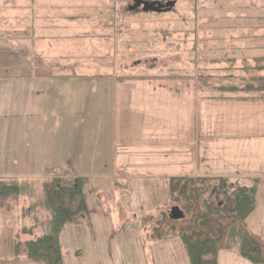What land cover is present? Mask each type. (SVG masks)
<instances>
[{"label":"crops","instance_id":"obj_1","mask_svg":"<svg viewBox=\"0 0 264 264\" xmlns=\"http://www.w3.org/2000/svg\"><path fill=\"white\" fill-rule=\"evenodd\" d=\"M31 10L23 20L32 24ZM27 31L33 37V25ZM29 54L0 52V185L17 188L13 197L0 193L7 259L43 264L25 244L50 229L44 185L53 179L85 182L87 212L58 237L62 264H191L179 236L152 237L148 225L169 199L171 178L256 183L245 222L264 242L263 97L196 100L193 91L179 109L155 84L39 75ZM7 199L15 200L9 213ZM217 264L253 263L235 244Z\"/></svg>","mask_w":264,"mask_h":264},{"label":"rangeland","instance_id":"obj_2","mask_svg":"<svg viewBox=\"0 0 264 264\" xmlns=\"http://www.w3.org/2000/svg\"><path fill=\"white\" fill-rule=\"evenodd\" d=\"M143 2L153 9L145 10ZM170 2L174 5L168 8ZM25 4L26 0H0V52L30 53L39 75L155 84L171 91L179 109L193 91L196 100L264 98V93L245 90L252 78L264 77V0H34L32 8ZM29 9L34 14L32 24L23 20ZM16 17L22 18L21 23L15 22ZM31 25L34 34L28 37ZM162 96L161 103H168ZM217 184L213 182V190L198 202L228 213V195ZM12 201L5 200L4 206ZM192 205L183 196L171 200L169 189L168 201L148 222L150 230L165 228L163 216H169L173 207L190 218ZM4 211L9 213V207ZM0 220L4 221L1 216ZM235 244L236 229L227 240L228 246ZM11 250L0 246V255L6 258L0 264H35L7 259Z\"/></svg>","mask_w":264,"mask_h":264},{"label":"trees","instance_id":"obj_3","mask_svg":"<svg viewBox=\"0 0 264 264\" xmlns=\"http://www.w3.org/2000/svg\"><path fill=\"white\" fill-rule=\"evenodd\" d=\"M251 81L245 88L246 92L264 93V77L252 78ZM253 81L262 84L254 87ZM213 182H217L218 188L228 195L230 205L225 208L228 213L208 202H204L203 206L198 202L200 196L213 190ZM84 184V180L77 178L67 182L53 179L44 185L46 205L52 214L50 229L37 240L25 244L28 258L42 259L43 264H62L58 237L67 223L77 222L87 212L83 198ZM254 184L228 183L224 179L171 178V200L183 196L193 203L192 216L172 220L170 214L164 215L165 228L156 226L151 236L160 239L176 232L187 249L191 264H217V254L228 248L227 240L236 229L239 254L253 264H264V242L249 231L245 222L255 206ZM16 190L12 185H0L2 195Z\"/></svg>","mask_w":264,"mask_h":264},{"label":"water","instance_id":"obj_4","mask_svg":"<svg viewBox=\"0 0 264 264\" xmlns=\"http://www.w3.org/2000/svg\"><path fill=\"white\" fill-rule=\"evenodd\" d=\"M142 4L144 5L145 10H147V9L152 10L153 9V5H151V4H148V3H145V2H143ZM166 5L169 8V7H172L174 5V3L170 2V3L166 4ZM155 11H159V9H156ZM182 218H183V214L178 208L173 207L170 210V219H172V220H180Z\"/></svg>","mask_w":264,"mask_h":264}]
</instances>
